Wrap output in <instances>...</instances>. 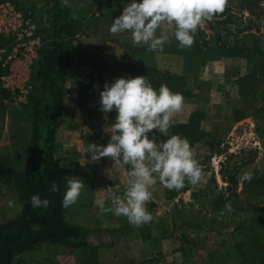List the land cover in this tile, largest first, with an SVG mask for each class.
Masks as SVG:
<instances>
[{
  "label": "rangeland",
  "instance_id": "374dc122",
  "mask_svg": "<svg viewBox=\"0 0 264 264\" xmlns=\"http://www.w3.org/2000/svg\"><path fill=\"white\" fill-rule=\"evenodd\" d=\"M130 2L63 3L83 24L73 59L79 67L87 63L93 77L82 83L77 71H70L68 78L66 75L65 85L73 87V95L65 102L63 111L83 122L75 126L70 148L75 150L78 144L81 158L86 159L90 158L85 153L88 144L107 145L109 126L100 122L104 114L98 110L99 93L105 83L147 76L155 89L165 84L171 91L181 93L189 105V119L186 123L174 122L169 135L188 139L204 177L197 186L187 185L178 191L168 190L158 182L161 186L151 189L153 200L147 204V210L167 229V251L173 239L179 240L180 250L176 247V251L199 264L210 258L220 259V253L228 246H239L241 252L250 254L252 261L263 264L264 0H228L224 13L199 26L192 47L181 49L171 35L174 29L166 25L169 41L162 52L148 51L144 45L133 46L131 33H110L113 20ZM8 7H12L17 19L15 30L0 31V165L5 167L0 166L2 173L9 168L7 160L12 162L15 172L25 171L28 166L24 148L31 134V112L25 106L32 90L30 78L37 52L46 44L47 30L45 0H0V29ZM25 46L35 52L29 77L21 87H7L6 78H1L6 72L2 65L8 56L19 54ZM182 115L185 111L174 120L182 119ZM94 172L90 165L81 172L74 167L73 176L82 179L88 188L82 190L80 197L86 192L91 193L92 199L86 196L83 200L88 205L70 206V219L82 223V218H86L91 231L98 234L90 238L91 247L72 250L43 244L12 264H145L150 254L126 242L125 232L131 227L127 218L112 213L100 215L101 203L109 207L118 191L92 193ZM247 172L252 173L250 180L244 178ZM22 206L17 193L0 173V224L17 216ZM154 223L157 222L150 224ZM168 260L167 257L165 262Z\"/></svg>",
  "mask_w": 264,
  "mask_h": 264
},
{
  "label": "clouds",
  "instance_id": "9594fccd",
  "mask_svg": "<svg viewBox=\"0 0 264 264\" xmlns=\"http://www.w3.org/2000/svg\"><path fill=\"white\" fill-rule=\"evenodd\" d=\"M64 3L67 5V0ZM227 5L228 0H131L113 20L110 33H131L133 46L144 45L148 51L162 52L169 41L165 27L168 25L174 29L171 35L181 49L192 47L199 26L224 13ZM99 96L104 119L115 111V122L109 126L107 145L90 143L85 153L90 155L91 162L107 157L113 165L125 166L129 177L123 196L112 198L109 207L101 203L100 215L124 216L130 225L139 228L155 219L147 204L153 200L151 189L157 182L168 190L178 191L187 185L197 186L204 177L188 139L168 135L175 116L185 106V98L165 84L155 89L147 76L117 78L111 84L105 83ZM156 133L166 139H160ZM244 178L250 180L252 173H245ZM83 188L84 181L72 176L62 206L76 204ZM114 188L106 190L112 193ZM49 190H58L55 182ZM31 204L33 208H47L50 201L34 195ZM226 208L231 211L230 206Z\"/></svg>",
  "mask_w": 264,
  "mask_h": 264
},
{
  "label": "trees",
  "instance_id": "16d2710c",
  "mask_svg": "<svg viewBox=\"0 0 264 264\" xmlns=\"http://www.w3.org/2000/svg\"><path fill=\"white\" fill-rule=\"evenodd\" d=\"M63 3L64 0H45L46 44L37 52L30 78L32 90L25 106L31 112V137L24 148L27 169L15 172L12 162L7 160L9 168L0 172L23 204L17 216L0 224V264H12L22 254L43 244L85 250L91 247L90 238L98 235L69 222L67 208L62 206L72 172L56 155L54 142L63 122L65 102L73 95L65 81L76 39L83 32L82 22ZM53 182L58 189L55 192L49 190ZM34 195L48 199L49 206L33 208ZM236 248L246 258L247 254L239 246ZM239 264L259 263L245 259Z\"/></svg>",
  "mask_w": 264,
  "mask_h": 264
},
{
  "label": "crops",
  "instance_id": "0c3cea01",
  "mask_svg": "<svg viewBox=\"0 0 264 264\" xmlns=\"http://www.w3.org/2000/svg\"><path fill=\"white\" fill-rule=\"evenodd\" d=\"M71 58H72V64L67 73V78L70 75V71L72 72L73 70H75L80 74V77H81V79L80 77H78L77 81H79L80 79L82 80V83L90 82L91 79H93V77H91L92 75L91 71H88L89 67L86 66L88 64L83 62L82 65H80L79 67V65L73 59V56H71ZM16 66H17V70L19 71L20 76L18 78H12V77L6 78L5 85L7 87H10V88L21 87L24 81L29 77L28 76V63L22 64V65H16ZM85 71L87 72L86 74H85ZM83 79L85 80L83 81ZM2 84L4 85V82H2ZM71 87L70 85L67 86L68 89H70ZM71 89L73 90V87ZM188 107L189 105L185 101V106L182 110L183 114L185 111V115H182L181 116L182 119H179L177 121L175 120V122H179V123L188 122L189 115H190V113H188ZM108 114H110V116L108 117L107 120L103 119L104 121L103 120L100 121L104 123L105 127L110 126L112 123L115 122V117H116L115 111L108 113ZM80 125H83V122L79 119V117L77 118L69 117L63 111L62 125L57 129L56 134H55L54 145H55L56 155L62 158L63 165L66 168L70 169L72 172L69 178L67 179V184H68L69 179H71V177L73 176L75 166L78 167V170L81 172L84 169L87 170V167L90 165L94 167V171H95L94 181L92 182V185H91L92 193H96V191L98 192V191L106 190L109 187H113V188L115 187L114 191H117L115 189H118L117 196L122 197L123 192L126 189L128 185V181H129V177L126 173L125 166L113 165V161H111V159L107 157L102 158L98 162H91V158H86V159L81 158L80 155L82 151L78 147V144L75 150L70 148V146H72L74 143V139L71 137L73 130L75 126H80ZM169 134L170 133H168V135ZM149 135L151 138L152 134H149ZM156 135L160 139H166V137L160 136L159 133H156ZM106 136H107L106 139L109 142L110 135L107 133ZM30 137H31V134L29 135L28 139H30ZM79 141L80 139H77V143ZM160 186L161 185H159L157 182L156 188L158 189L160 188ZM153 188H155V186ZM87 189L88 188L84 186L83 190L87 191ZM86 196L88 197V200L92 199V197L90 198L91 193L88 194L85 192L83 196L79 197L78 199L79 202L76 203L77 206L80 207L85 204L88 205V203H86V201L83 200ZM77 211L79 212L80 209L78 208ZM70 212H71V209L70 207H68L66 209V215H67V219L69 222L91 230L92 227H90L86 218L85 219L82 218V223H79L78 220L70 219ZM189 218L192 219V216ZM153 222H157V223H154L152 225L150 223L145 224L139 228H135L131 225V227L125 232V238H126L127 243L132 244V246L134 247L136 246V248L140 249L142 252H144L145 250V252L150 254V256L146 257L148 259H146V261L144 262L145 264H198L197 261H192L191 257H185L184 254H181V252H179L178 250L176 251V247L179 248V243H180L179 240L173 239L172 245L170 247L171 249L167 251L166 239H165L167 229L165 226L161 225L162 222L160 221V219L159 221L158 219H154ZM167 257L169 259L168 263L165 262V260H167ZM219 257L220 259L210 258V259H206L205 261L202 260L199 262V264H239V262L245 261V259L251 260L250 254L249 255L247 254L246 258H244L243 256L240 255L239 251L237 250L235 246L226 247L223 250V253H220Z\"/></svg>",
  "mask_w": 264,
  "mask_h": 264
},
{
  "label": "built area",
  "instance_id": "2783aa9c",
  "mask_svg": "<svg viewBox=\"0 0 264 264\" xmlns=\"http://www.w3.org/2000/svg\"><path fill=\"white\" fill-rule=\"evenodd\" d=\"M7 10L9 11L7 14L3 15V29L0 31H12L15 30V21L17 19L15 12L12 10V7H8ZM35 57L34 50L32 51L31 48H27L26 46L19 54H14L13 56H8V61L5 62L2 66L5 68L6 72L2 79L5 78H18L20 76L19 71L17 70L16 65H22L28 63V76H29V69L30 63L32 58ZM25 82V81H24Z\"/></svg>",
  "mask_w": 264,
  "mask_h": 264
}]
</instances>
